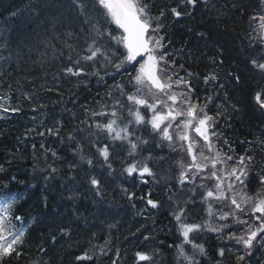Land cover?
<instances>
[{
    "label": "trees",
    "instance_id": "trees-1",
    "mask_svg": "<svg viewBox=\"0 0 264 264\" xmlns=\"http://www.w3.org/2000/svg\"><path fill=\"white\" fill-rule=\"evenodd\" d=\"M88 2L90 11L81 14L73 0H0V165L5 169L0 172V187L7 185L17 194L15 214L23 219L13 220V227L25 230L20 255L14 253L2 264H149L134 259L137 251L152 255L151 264H174L175 250L169 246L182 241L173 216L179 208L185 209L183 223L207 222L210 228L227 225L219 233L206 227L191 234L206 251V255L196 254L199 264H264V247L256 241L251 253L245 254L243 245L228 239L230 232L243 234L233 217L219 218L234 206L227 200H202L206 189L198 186L204 183L212 188L214 180L197 177L195 183L179 182L182 169L178 162L187 165L191 158L178 142L169 147L150 125L129 124L134 138L148 141L139 145L135 140L138 149L129 155L126 141H113L109 134L95 129L96 123H107L111 117L93 116V112L116 110L118 127L124 126L121 121L132 119L128 109L135 111L136 107L113 85L124 84L125 94L134 93L130 74L139 65H125L127 71L116 73L105 56L98 54L94 62L82 61L88 75L64 73L70 66L67 57L72 55L75 60L88 55L93 37L105 53L115 52L121 58L126 54L123 45L111 38L122 34L114 23L97 25L111 32V37H96L93 25L104 17L93 0ZM142 2L150 5L155 17L165 12L159 34L176 73L173 80L189 81L192 103L207 104V114L216 117L214 130L221 138L213 137V143L222 153L234 159L254 155L255 167L249 170L244 191L264 197V185L257 182L258 175H264V148L260 146L264 110L252 101L253 94L264 89V78L249 63L264 59V29L256 19L264 15V0H198L195 7L189 6L191 14L180 18L170 12L178 0ZM97 70L99 75L91 74ZM209 75L217 79L205 83ZM234 76L240 77L239 82ZM174 90L186 91L183 85ZM13 107L20 111H4ZM139 110L146 121L151 119L150 110L143 106ZM49 128H58L59 135L49 134ZM69 133L75 141L67 139ZM225 140L228 146L223 144ZM77 142L92 158L91 167L79 161ZM105 144L112 171L97 154V148ZM132 163H147L155 178L145 175V183L138 174L127 175L123 169ZM50 167L57 171L50 173ZM90 176L102 181V195L90 186ZM122 189L135 195L129 199ZM148 193L159 202V208L153 209L141 199ZM74 194L76 198L70 199ZM185 248L192 254L191 245ZM220 249H224L223 256ZM85 251L93 259L78 261L76 257ZM239 255L244 260L238 261Z\"/></svg>",
    "mask_w": 264,
    "mask_h": 264
},
{
    "label": "snow or ice",
    "instance_id": "snow-or-ice-1",
    "mask_svg": "<svg viewBox=\"0 0 264 264\" xmlns=\"http://www.w3.org/2000/svg\"><path fill=\"white\" fill-rule=\"evenodd\" d=\"M93 3L104 17L103 21L97 20V23L93 25L96 37H102L105 34L111 37V32H107L106 29L102 30L97 25L114 23L122 30V34L111 38L115 39L117 44L123 45L126 54L121 58L115 52L110 55L105 53L102 48L96 46L97 41L93 37L92 42L87 47L88 55L78 57L75 60H73L72 55L67 57L70 66L63 69L64 73L73 77L88 75L89 73L82 66V61L94 62L98 54L105 56L107 63L111 64L116 73H121V69L127 71L125 65L131 64L132 67L139 65L135 74H130L129 83L135 88L134 93L125 94L124 84L116 83L113 85L122 95H125L126 100L131 102L132 106L136 107L135 111L132 108L128 109V115L132 119L121 121L124 126L118 127L117 118L119 114L116 110L109 113L93 112V116L103 115L111 117L107 120V123H96L94 125L95 129L106 132L113 141H126L130 149L129 155L135 153L138 149V143L135 140L139 141V145L148 143L147 140L134 138L133 133L129 130V124L150 125L152 131L161 136L162 141L169 142V147H173L174 141L178 142L179 146L191 158L190 163L187 165L178 162L182 169L178 177L179 182L181 184L186 181L195 183L197 177L202 181L214 180L215 185L212 188H208L204 183H201L198 187L206 189L201 194L205 203L209 200H227L230 206H234L231 207L228 213L221 214L219 218L227 220L230 216L233 217L234 223L241 225L243 234L237 236L236 233L230 232L228 239H234L238 244L243 245L245 254L251 253L254 241L264 247V197H259L258 195L256 197L249 196L244 191L246 188L245 180L248 177L249 170L251 167H255L254 155L246 154L234 159L233 156L222 153L213 143V137L216 140L221 138V134L214 130L216 117L207 114L205 111L207 104L200 106L192 103V88L189 81L183 78L173 80L176 73L171 70L172 64L168 60V53L164 51L167 45L164 43V37L159 34L162 27L160 17H163L165 12L162 10L160 17L151 15L150 5L143 3L142 0H93ZM197 3L198 0H178L177 6L170 8V12L175 18H180L182 15H190L189 6L195 7ZM73 4L81 14H86L92 7L88 0H73ZM180 8H183L184 11H180ZM256 19L259 20L261 29H264V15L258 16ZM69 49L74 51L71 45H69ZM113 56L116 57L118 62L113 60ZM249 63L252 70H258L261 78H264V59H251ZM181 67L183 66L181 65ZM91 74L99 75V70ZM188 75L192 76L193 74L188 73ZM233 78L237 82L240 80L239 76H234ZM216 79L215 75H209L205 77V83ZM181 85L184 86L186 91L177 93L174 89ZM221 87L223 86L221 85ZM109 95H111L110 92ZM206 99L211 102L212 98L207 97ZM252 101L260 109L264 110V89L256 91L252 96ZM116 103L119 105V101ZM139 106L151 111L150 120H145L144 115L139 110ZM4 111L19 112L20 109L13 107L4 109ZM89 127L91 128L92 126L90 125ZM46 131L52 135H59L58 128H49ZM38 135L43 136L44 133H38ZM67 139L75 141L76 137L69 133ZM223 144L228 146L226 140L223 141ZM260 146L264 148V141L260 142ZM33 147L35 148V145ZM76 152L79 154L81 163L90 167L93 165L92 158L84 153L82 146L78 142L76 144ZM97 154L103 158L107 169L112 171L108 145L105 144L103 147L97 148ZM52 155L55 157L56 153L52 151ZM150 159L151 156L146 158V160ZM229 162L235 166H230ZM218 165L221 167L217 168ZM71 167L73 166L69 165V168ZM4 170L3 165H0V172ZM48 171L55 173L57 169L50 167ZM123 171L129 176L138 174L145 183H147V181L143 180L145 175L155 178V174L147 163L139 165L132 163L124 168ZM205 171L208 173L207 176L203 175ZM88 182L97 195H102L103 185L100 179L90 176ZM257 182L264 185V175H258ZM237 185H239V190H237ZM122 191L128 194L127 189H122ZM128 195L129 199H131L135 194L130 193ZM69 198H76V195L74 194ZM141 199H146V204L153 209L160 207L159 202L152 199L150 193L146 194V197H141ZM16 203L17 194L12 193L7 185L0 187V264H2L4 258L10 257L14 253L20 255L18 248L23 244L25 230L13 227V220L20 222L23 219L15 214ZM184 212V208H179L177 212L173 213L179 225L178 230L182 241L178 245H170L169 247H173L175 250L174 264H199L196 254L206 255V251L202 244L194 242L191 234L199 233L206 227L210 228V226L207 222L183 223ZM208 212L209 214L212 212L210 203ZM224 227H227V225H222L221 228H210V230L219 233ZM144 239L148 240L149 237L145 236ZM185 245H191L192 254L186 251ZM219 255H224V249L219 250ZM236 258L238 261H242L245 257L244 255H239ZM76 259L78 261H91L93 255H89L85 251L81 256H77ZM134 259L137 262L143 261L151 264L153 256L143 251H137L134 254Z\"/></svg>",
    "mask_w": 264,
    "mask_h": 264
},
{
    "label": "flooded vegetation",
    "instance_id": "flooded-vegetation-1",
    "mask_svg": "<svg viewBox=\"0 0 264 264\" xmlns=\"http://www.w3.org/2000/svg\"><path fill=\"white\" fill-rule=\"evenodd\" d=\"M250 178H251V176H250ZM250 178H249V179H250Z\"/></svg>",
    "mask_w": 264,
    "mask_h": 264
}]
</instances>
